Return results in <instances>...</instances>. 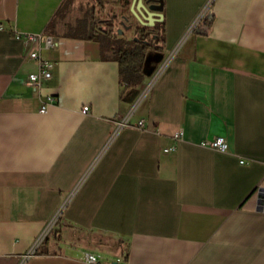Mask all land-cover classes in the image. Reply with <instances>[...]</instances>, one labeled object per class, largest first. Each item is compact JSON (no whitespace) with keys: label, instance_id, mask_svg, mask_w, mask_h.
Here are the masks:
<instances>
[{"label":"crops","instance_id":"1","mask_svg":"<svg viewBox=\"0 0 264 264\" xmlns=\"http://www.w3.org/2000/svg\"><path fill=\"white\" fill-rule=\"evenodd\" d=\"M70 1L0 0V264H264V0H163L146 94ZM103 2L93 14L125 35L152 24ZM33 48L52 72L36 88ZM217 136L226 151L202 145Z\"/></svg>","mask_w":264,"mask_h":264},{"label":"trees","instance_id":"2","mask_svg":"<svg viewBox=\"0 0 264 264\" xmlns=\"http://www.w3.org/2000/svg\"><path fill=\"white\" fill-rule=\"evenodd\" d=\"M102 3V2H101ZM114 19H94V28L91 37L101 39L102 43L112 41L114 58L119 63L120 82L125 89L137 87L144 75V67L147 60V53L150 50L163 52L165 28L163 23H158L153 27H137L131 37L118 35L115 30ZM214 16L208 19L212 25ZM104 26V28H102ZM118 43V44H117ZM40 252H44L41 250Z\"/></svg>","mask_w":264,"mask_h":264},{"label":"built area","instance_id":"3","mask_svg":"<svg viewBox=\"0 0 264 264\" xmlns=\"http://www.w3.org/2000/svg\"><path fill=\"white\" fill-rule=\"evenodd\" d=\"M16 37L22 39L25 44L35 45V44H39L42 41L43 35L41 33H16ZM44 43H45L46 48H50V47L55 46L57 41L52 36H46V37H44ZM29 57L38 62V71L29 74L27 83H28V85L33 86L35 88L40 87L44 80L50 79L52 76L51 62L47 59L42 58L40 52L34 48L30 51ZM165 64H166V61L162 64L158 73L163 69ZM151 85H152V82L149 83L148 87L144 91V94H146V92L148 91V89L150 88ZM47 99H48V102L53 101V97H51V96H48ZM46 105H47V103H45L42 106L41 112H45ZM89 110H90L89 105H84L82 108L83 113H88ZM126 123H127V121L124 120L123 122L120 123V126L124 125ZM140 126H143V120L141 121ZM173 137H174L175 141L180 140L182 138V132L181 131L176 132ZM202 145L204 147L216 149L219 151H226V148H227L226 139L223 136H217L212 140L204 141L202 143ZM175 147H176L175 144H173L171 146L166 147L164 149V151L165 152L173 151L175 149ZM240 162L245 163V160L241 159ZM58 216H59V213H57V215L47 224L46 228L40 234V236L38 237V239L35 242V244L33 245V247L24 256V260L26 258L30 257L31 255H33V253L35 252L38 245L44 240V238L47 236L48 232L50 231V229L52 228V226L56 222ZM101 258H102L101 255H96V254H87L86 255V260L89 262H92V263L100 262ZM123 264H126L125 261Z\"/></svg>","mask_w":264,"mask_h":264},{"label":"rangeland","instance_id":"4","mask_svg":"<svg viewBox=\"0 0 264 264\" xmlns=\"http://www.w3.org/2000/svg\"><path fill=\"white\" fill-rule=\"evenodd\" d=\"M99 1L100 2H103V0H88V1H83V3L80 4V7H78V6H75L74 5L75 0H71L69 2V4H67L66 9H65V12L66 13H69L70 11H72L73 16H75L78 13V11L76 12L74 9H79V8L80 9H87L88 10L87 15H89V16H95L94 17L95 19L102 20V19L105 18L104 17L105 14H103L101 12H100L101 14H99L98 11H96L95 14H93V8L89 7V5H92V4L93 5H96V3L99 2ZM106 2H107L106 4H109L108 5V8H113V9L116 8V9H119L120 6H121V0H106ZM72 8H74V9H72ZM125 31L126 30L125 29H122V28H119L117 30L118 35L121 36V37L124 36L123 33H125ZM128 35H129V33L126 35V37H128ZM129 36H133V35L130 34ZM147 55H148V62H147V65L144 67V75H143L141 81L139 82L138 86L136 87L138 89L141 88L142 86H145L146 83H149L150 80L156 75V73L160 69V67H157V64L161 60V58H160L161 56L158 53V51L150 50L147 53ZM156 67H157V69L155 70L153 76H151V78H150L151 71H153ZM143 89H145V88H143Z\"/></svg>","mask_w":264,"mask_h":264},{"label":"water","instance_id":"5","mask_svg":"<svg viewBox=\"0 0 264 264\" xmlns=\"http://www.w3.org/2000/svg\"><path fill=\"white\" fill-rule=\"evenodd\" d=\"M137 3L141 4V9L144 11L146 18L151 14V18H147L146 20H152V24L148 23L145 25L146 27H152L156 22H158L159 15L163 11L164 7L163 0H134V6Z\"/></svg>","mask_w":264,"mask_h":264}]
</instances>
